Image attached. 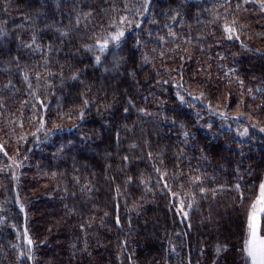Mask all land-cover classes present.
I'll list each match as a JSON object with an SVG mask.
<instances>
[{
  "label": "trees",
  "instance_id": "1",
  "mask_svg": "<svg viewBox=\"0 0 264 264\" xmlns=\"http://www.w3.org/2000/svg\"><path fill=\"white\" fill-rule=\"evenodd\" d=\"M113 22L124 40L96 64ZM253 119L264 125L258 2L0 0V264H241L264 180Z\"/></svg>",
  "mask_w": 264,
  "mask_h": 264
},
{
  "label": "snow or ice",
  "instance_id": "2",
  "mask_svg": "<svg viewBox=\"0 0 264 264\" xmlns=\"http://www.w3.org/2000/svg\"><path fill=\"white\" fill-rule=\"evenodd\" d=\"M151 2L152 0H141V5H142L144 12L148 11V5ZM244 2L245 3L258 2L261 5V10L264 11V0H244ZM237 7H239V5H237ZM91 15H92L91 11L87 13V16H91ZM172 19H175V16H173ZM80 22L81 21L79 20V18H77V21H76L77 27L79 26ZM118 23L120 25H124V24H130L132 23V21H129L128 17L124 16V17L119 18ZM234 25H235V22L233 21L232 24L225 25L224 27L226 38L229 40H232L233 38L237 40L239 39V36L236 34V28ZM109 27L113 29L112 32L107 33V35H105L102 38L96 39L95 49L99 53L94 56V62L96 64H100L102 61V56L107 55L112 48H118L121 45L122 41L124 40L125 31L122 28L117 27V22H113L112 24L109 25ZM135 27L139 28L140 24L138 22L135 23ZM67 35H68L67 32L61 33V36H67ZM93 35L95 36V34ZM169 35L174 36L175 33L170 32ZM34 42H35V38H33V43ZM137 43H139V41H137ZM25 46L28 48H31L32 44H26ZM93 47L94 46L92 45H87L85 46V50L91 52L93 51ZM114 59H115V56H114ZM144 59L145 61H147V57H145ZM40 78L41 77L39 75L36 76L37 80H39ZM76 78L77 77L75 75L72 77V79H76ZM24 80L28 81L27 75L24 76ZM28 86L29 88L32 87L31 84H29ZM257 91H259V89H257ZM177 95H178V99L180 103L184 104L185 103L184 97L180 96L179 94ZM195 99H200V97H195ZM39 103L43 105V101H39ZM129 103H132L131 100L129 101ZM88 104H89V101L85 99L83 101L84 107L85 108L88 107ZM124 111L127 112L128 108H125ZM139 111L142 114L150 115V113H147L145 109L143 108L139 109ZM78 115L80 116V118H83L84 116L83 110L78 111ZM44 124H45L44 120L41 119L40 127L37 128V132H41L44 130ZM253 127H255V125H253ZM259 130L261 132H264V128H260ZM246 133H247V129L244 130V134ZM183 134L185 137L189 135L188 132H184ZM31 135L36 136V133H32ZM0 151H3V146H0ZM6 154L7 153H5V155ZM149 157H151V153H149ZM124 159L127 160V157H124ZM196 179L199 180V178H196ZM128 182L129 183L131 182V178H129ZM165 187H167V185H165ZM236 188L237 190H239V185H236ZM181 205L182 206L180 209V214L183 215L185 219H187L188 214L183 209V202H181ZM187 207L191 208L192 205L189 204L187 205ZM21 211H23V208H21ZM105 215H107V213H105ZM262 216H264V182H262L259 185V196L253 202L250 203V205L248 206L245 212L246 227H245V235L243 237L242 248H241V252L243 254L245 264H248L249 261L251 262V264H264V232H262V219H261ZM117 224H119V220H117ZM190 226L191 225H189V227ZM80 227H81V230L84 229V225H81ZM88 227H91V225L89 224ZM24 238L30 250L33 244V240L31 239V237L28 236L27 231L24 232ZM13 247H15V245H13ZM219 251H220V246L217 247V252ZM20 255L21 257H26L27 260L33 259V256L29 255L27 252H21Z\"/></svg>",
  "mask_w": 264,
  "mask_h": 264
},
{
  "label": "rangeland",
  "instance_id": "3",
  "mask_svg": "<svg viewBox=\"0 0 264 264\" xmlns=\"http://www.w3.org/2000/svg\"><path fill=\"white\" fill-rule=\"evenodd\" d=\"M215 105L218 107V104L217 103ZM226 112L228 114H230V115L233 114L232 111H226ZM254 125L257 126L258 128H264V125H262L260 122H258L257 119L254 120ZM242 132H244V131H242ZM263 182H264V180H263ZM258 196H259V194H258ZM240 256H241V264H245V261H244V258H243V254H242L241 251H240ZM248 264H251V262L249 261Z\"/></svg>",
  "mask_w": 264,
  "mask_h": 264
}]
</instances>
